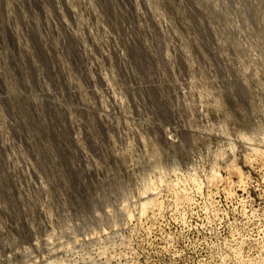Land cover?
Listing matches in <instances>:
<instances>
[{"label":"rangeland","instance_id":"374dc122","mask_svg":"<svg viewBox=\"0 0 264 264\" xmlns=\"http://www.w3.org/2000/svg\"><path fill=\"white\" fill-rule=\"evenodd\" d=\"M0 264H264V0H0Z\"/></svg>","mask_w":264,"mask_h":264}]
</instances>
